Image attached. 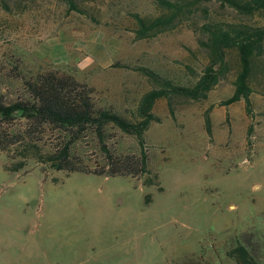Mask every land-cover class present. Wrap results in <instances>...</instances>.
<instances>
[{
  "label": "rangeland",
  "instance_id": "obj_1",
  "mask_svg": "<svg viewBox=\"0 0 264 264\" xmlns=\"http://www.w3.org/2000/svg\"><path fill=\"white\" fill-rule=\"evenodd\" d=\"M78 2L88 14L67 0H0V92L8 99L22 93L23 77L59 69L131 117L154 83L114 62L145 64L191 83L209 60L198 38L203 23L264 24L262 15L211 0L172 29L139 39L131 13L161 14L156 0ZM227 66L207 98L156 101L160 121L146 131L145 146L161 190L144 177L67 173L38 163L11 171L0 151V264H238L229 255L238 243L264 261V54L254 60L250 114L243 99L220 104L234 92L235 50ZM106 143L116 153L141 151L134 135L116 127ZM78 147L94 163L103 160L97 140Z\"/></svg>",
  "mask_w": 264,
  "mask_h": 264
},
{
  "label": "trees",
  "instance_id": "obj_2",
  "mask_svg": "<svg viewBox=\"0 0 264 264\" xmlns=\"http://www.w3.org/2000/svg\"><path fill=\"white\" fill-rule=\"evenodd\" d=\"M81 1V0H80ZM83 1V0H82ZM164 10L155 16L139 12L131 15L136 20V36L146 39L172 29L201 4L211 0H156ZM237 12L264 17V0H217ZM70 9L88 14L78 0H67ZM199 42L208 54V64L194 82L178 83L157 69L145 64L116 61L113 67L133 69L147 76L154 87L143 93L132 111V116L101 104L96 98L94 86L79 81L69 72L59 69L40 71L23 77L22 93L14 100L0 92V151L10 159L9 170L24 169L28 164L38 163L67 173L85 172L108 177L131 176L145 184L156 185L161 190L159 175L151 168L150 155L145 146V133L153 121L160 117L153 108L159 98L180 95L201 100L219 83L228 70L227 55L235 50L240 69L234 80V92L222 99L220 104L230 105L245 100L248 113L251 110L250 83L254 60L264 54V24L244 21H207L200 26ZM131 112V111H130ZM210 128L211 119L207 113ZM110 127L134 135L141 151L116 153L106 137ZM100 143L103 160L93 162L78 145L87 139ZM147 176V178H145ZM150 200V199H149ZM238 264H264L243 243L229 251Z\"/></svg>",
  "mask_w": 264,
  "mask_h": 264
}]
</instances>
